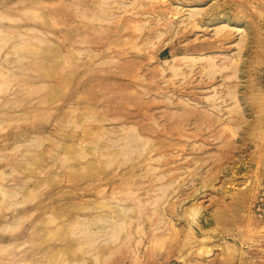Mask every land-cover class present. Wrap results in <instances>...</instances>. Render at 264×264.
I'll return each instance as SVG.
<instances>
[{
	"label": "rangeland",
	"instance_id": "obj_1",
	"mask_svg": "<svg viewBox=\"0 0 264 264\" xmlns=\"http://www.w3.org/2000/svg\"><path fill=\"white\" fill-rule=\"evenodd\" d=\"M0 264H264V0H0Z\"/></svg>",
	"mask_w": 264,
	"mask_h": 264
}]
</instances>
